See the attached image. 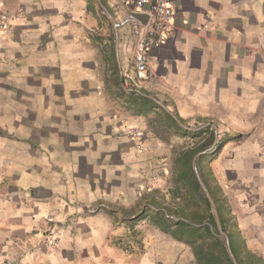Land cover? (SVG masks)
<instances>
[{"label": "crops", "instance_id": "obj_1", "mask_svg": "<svg viewBox=\"0 0 264 264\" xmlns=\"http://www.w3.org/2000/svg\"><path fill=\"white\" fill-rule=\"evenodd\" d=\"M171 2L175 30L131 90L126 0H0V264H198L149 175L169 146L183 164L209 148L232 245L264 264V0Z\"/></svg>", "mask_w": 264, "mask_h": 264}, {"label": "rangeland", "instance_id": "obj_2", "mask_svg": "<svg viewBox=\"0 0 264 264\" xmlns=\"http://www.w3.org/2000/svg\"><path fill=\"white\" fill-rule=\"evenodd\" d=\"M0 10H3L0 5ZM4 11V10H3ZM5 12V11H4ZM6 13V12H5ZM7 16V13H6ZM7 29V28H6ZM129 132V131H128ZM130 136V134H129ZM131 138V137H130ZM167 142H172L173 137H165ZM179 140V144L182 145L181 139ZM177 140V141H178ZM203 142L202 144H204ZM143 147V146H142ZM138 148V147H137ZM209 148H196L197 151L201 150V152H205L206 154L210 152L208 150ZM183 148H165V152L163 155V160L159 161L157 158L153 159V167H151L150 170V176L153 178H159L164 181V189L168 188L170 194L172 195H182L184 194V199H174L171 195L170 198V206H169V213L172 218L174 219H185L184 221L188 224L189 222L191 223L192 221H196L197 219L199 220V224L201 225H207L210 226L212 229H214L213 225V217L215 218V222L217 223L216 215H215V209H217L215 201L213 196L211 195V191L208 188L204 176H205V171H206V165H207V157L202 155V157L198 156L196 158V155L192 157V155H185L182 159L184 160L185 164L181 162V160L178 158L179 154H182ZM184 165V166H183ZM205 169H204V168ZM195 178H197V185H196V190L195 187L191 185V181ZM199 177H201V180L205 183V187L201 184L199 181ZM209 177V175H208ZM207 177V179H208ZM192 178V179H190ZM196 180V179H194ZM199 183L201 184V188L199 189ZM214 202V206L211 203V200ZM225 207H224V213H229V206L228 202L225 201ZM218 226V223H217ZM189 227H186V230ZM218 231H219V226H218ZM226 233V232H225ZM227 234V233H226ZM173 235V234H171ZM186 237V235H184ZM175 237V236H174ZM206 237V242H200L197 243L196 246H205L206 249L210 250V252L217 253L219 252V247L215 242H213V238L209 237L208 235H205ZM218 237L222 240V246L227 250L229 253V248L230 246V241L228 243L227 239L225 236H223L220 231L218 234ZM176 238V237H175ZM177 239V238H176ZM179 240V239H177ZM183 241V240H181ZM187 243L189 246L192 247L195 257L197 259L196 253H195V246L191 243H188L186 241H183ZM216 245V246H215ZM222 248V247H221ZM232 251V249H231ZM236 252L238 253V258L240 260H243V257H251L252 259V254L248 253L246 249H236ZM233 253V251H232ZM234 254V253H233ZM230 255V253H229ZM235 256V255H234ZM236 260L238 261L237 257L235 256ZM233 260V259H232ZM198 262V260H197ZM239 263V261H238ZM199 264V262H198ZM235 264V263H234Z\"/></svg>", "mask_w": 264, "mask_h": 264}, {"label": "built area", "instance_id": "obj_3", "mask_svg": "<svg viewBox=\"0 0 264 264\" xmlns=\"http://www.w3.org/2000/svg\"><path fill=\"white\" fill-rule=\"evenodd\" d=\"M126 3L135 11L148 16L145 23L133 16L123 21V24L130 22L134 24L132 33L135 37L132 70L126 75V79L131 90H140L145 87L148 80L151 51L163 44L175 30L174 8L171 0H126ZM7 25L6 13L0 10V30H5ZM129 134L133 140L137 141V147L142 148L141 132L136 128H130ZM78 208L81 212L94 214L109 210L111 206L106 202H100L91 206H78ZM51 237L50 244L54 246L58 242V237L56 235Z\"/></svg>", "mask_w": 264, "mask_h": 264}, {"label": "trees", "instance_id": "obj_4", "mask_svg": "<svg viewBox=\"0 0 264 264\" xmlns=\"http://www.w3.org/2000/svg\"><path fill=\"white\" fill-rule=\"evenodd\" d=\"M209 142L213 141V138L209 139ZM199 151L197 150H192V152H190L189 155H192V157H194ZM204 178V177H203ZM192 179V178H190ZM194 179H196L197 182V178L194 177ZM206 182V181H205ZM211 191V190H210ZM211 195L214 198L216 207H217V213L219 215V218L221 220V224L223 226L224 231L227 233L228 237H229V241H230V246L231 249L234 253V255L237 257L239 264H242L240 259L238 258V253L236 252V249H234L233 245H232V234H230V232H228V228L226 227V222L229 221V217L227 216L228 213H224V207L225 205V198L224 195L220 192V194H218L217 196L214 195L211 191ZM213 217V225H214V229H212L210 226L205 225H201L199 224V220L197 219L195 222L192 221L191 223L189 222L188 224L184 221H174L171 222L170 228L172 226H176L174 228V230L171 231V234H173V236H175L177 239L179 240H183L186 241L188 243H191L195 246V253L197 256V260L199 262V264H234L231 256L229 255V253L227 252V250H225V248L222 246V240L218 237L219 231H218V226L217 223L215 222V218ZM185 226L189 227V230H184L183 228ZM209 237L213 238V242H215V244H217V246H221L219 247V252L214 253L213 251L210 252V250L206 249L205 246H196L197 243L200 242H206V237L205 235H208ZM186 235V237L184 236ZM216 246V245H215Z\"/></svg>", "mask_w": 264, "mask_h": 264}, {"label": "water", "instance_id": "obj_5", "mask_svg": "<svg viewBox=\"0 0 264 264\" xmlns=\"http://www.w3.org/2000/svg\"><path fill=\"white\" fill-rule=\"evenodd\" d=\"M133 16H134L136 19H138V20H140V21H142V22H144V23H145V22L147 21V19H148L147 14L142 13V12H139V11H135V12L133 13ZM202 153H203V152H199V153L196 155V158H198V156H200ZM199 181H200L201 184L205 187V183L201 180V177H199ZM210 200H211V198H210ZM211 203H212L213 206L215 205L214 202H213V200H211ZM215 215H216L217 223H218V226H219V231H220V233H221L223 236L226 237V239H227V241H228V243H229V237H228V235L225 233V231H224V229H223V226H222V224H221V220H220L219 215H218V213H217V209H215ZM228 250H229V253H230L231 258L233 259V262H234L235 264H239L238 261L236 260L235 256H234V254L232 253L231 248H229Z\"/></svg>", "mask_w": 264, "mask_h": 264}]
</instances>
